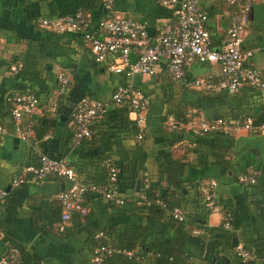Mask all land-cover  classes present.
Here are the masks:
<instances>
[{"label": "crops", "instance_id": "1", "mask_svg": "<svg viewBox=\"0 0 264 264\" xmlns=\"http://www.w3.org/2000/svg\"><path fill=\"white\" fill-rule=\"evenodd\" d=\"M87 2L0 0V127L4 129L0 132V190L7 193L0 203V257L9 248H15L20 251L23 264H87L89 242L83 229L89 225L71 222L63 233L58 228L63 210L57 196L66 190L67 182L51 177L11 187L12 181L25 175L27 169L38 166L40 155L53 159L72 156L82 174L85 170L92 178L100 176V166L105 160L126 170L143 160L145 175L140 171L138 174L144 180L146 176L154 180L158 171L157 155L165 150L172 158L186 162L184 175L189 194L184 198V205L191 208L192 195L198 185L204 188L214 182L216 199L235 214L237 228L228 233L231 246L236 248L232 244L234 238L237 246H242V239L246 238L253 247L261 244L254 248H263L264 137L241 131L230 135L229 141L215 138L201 144L188 140L174 144L172 141L176 138H172L173 133L168 130L170 120L176 122V132L185 130L182 122L187 121L185 110L190 107L196 106L194 108L208 117L233 118L237 114H250L248 109H255V114L262 113L260 103L257 99L251 100L243 91L234 99L218 93H197V90L186 88L184 82L169 83L163 62L151 76L130 79L110 73L95 63L89 46L77 34L53 33L40 26L41 19L85 10ZM96 2L91 1L92 6L101 15L103 9L100 2ZM198 2L208 13L211 43L220 48L235 8L222 0ZM114 11L118 16L143 21L153 32L152 37L160 26L175 21L160 0H114ZM94 32L98 33L97 26ZM242 46L245 51L253 52L246 66L264 70V0H254ZM62 70L69 72L70 85L65 96L60 98L58 111L48 114L42 108L58 99L56 76ZM219 75L217 65L194 63L186 69L185 80L208 77L216 80ZM126 84L142 90L150 98L144 123L137 125L141 141L134 134L135 115L120 116L111 100L115 89ZM13 93H30L40 101L35 114L21 117L19 128L27 133L24 140L15 130L10 114L7 99ZM81 97L103 103L107 116L101 123H93L97 137L85 147L74 150L71 145L72 114ZM241 176L253 178L255 183L242 184L238 182ZM95 213L105 214L97 207ZM107 218L112 219V216L105 217V221ZM202 224L204 229L194 228L193 231V237H200L203 242L202 250L191 246L189 251L195 254L189 258L191 264H203L209 241L223 234L219 212H208ZM218 256V261L214 259L212 264H221L227 259L225 254Z\"/></svg>", "mask_w": 264, "mask_h": 264}, {"label": "built area", "instance_id": "2", "mask_svg": "<svg viewBox=\"0 0 264 264\" xmlns=\"http://www.w3.org/2000/svg\"><path fill=\"white\" fill-rule=\"evenodd\" d=\"M97 1L103 9V15L96 24L98 33L89 31L92 26V16L82 11L53 19H41L40 26L53 33L82 34L84 43L93 53L95 63L110 73L123 75L126 78L154 75L157 65L163 62L166 80L174 83L184 82L186 88L208 94L226 92L229 95H235L244 87L264 92V70L246 66L253 52L245 51L242 46L254 0H222L225 4L234 7L235 12L230 17L229 27L218 49L212 47L211 35L207 28L208 15L198 0H160L162 7L172 11L175 21L171 25L160 26L152 38L148 36L145 24L115 14L114 0ZM194 63L217 65L220 70L219 78L214 80L208 77L186 81V69ZM56 83L58 99L42 108L48 114L58 111L60 98L70 85L69 72L60 71L56 76ZM111 100L114 105L127 106L130 113L135 115L138 126L144 123L149 99L140 90L131 84L118 86ZM7 101L10 104V114L15 130L24 140L27 138V133L19 128L21 117L35 114L39 109L40 101L30 93H13ZM106 113V106L100 102L82 99L75 105L72 114L71 145L73 148L92 136L91 126L94 122L103 120ZM187 116L189 121L184 128L195 136L201 137L216 132L230 136L233 133L246 131L264 137V121L254 126L251 117L230 121L217 119L209 122L196 110H189ZM169 127L174 128L173 120H170ZM0 132H4L1 127ZM137 139L140 141L142 135H138ZM105 167L109 176L108 183L87 186L80 183L66 158L53 159L40 155L38 166L27 169L25 175L12 181L11 187L17 188L27 183H37L51 177L65 180L68 186L57 196L63 210L58 223V228L62 231L70 223L73 214L80 216L87 214V209L83 207V198L87 193L101 196L115 206L124 204L126 196L120 195L116 186L118 169L111 162H107ZM238 182L254 184L255 179L241 176ZM145 183H147L146 180ZM215 187V183L210 182L201 189L205 208L210 214L219 212L222 220H225L223 227L228 229L231 216L218 207L214 193ZM6 196L7 193L0 190V203ZM143 203L148 204L146 199L141 197L139 205ZM173 218L178 221L185 220L179 209L173 211ZM235 253L243 262L255 260L253 255L241 245L235 248ZM112 255H123L129 259L135 257L139 260L135 251L102 246L94 250L91 263L100 264L103 258ZM260 261L264 262V256ZM0 264H23L19 250L9 248L0 257Z\"/></svg>", "mask_w": 264, "mask_h": 264}, {"label": "trees", "instance_id": "3", "mask_svg": "<svg viewBox=\"0 0 264 264\" xmlns=\"http://www.w3.org/2000/svg\"><path fill=\"white\" fill-rule=\"evenodd\" d=\"M91 1L96 2V0H88L85 10L83 9L81 11L91 14L92 26L89 31L94 32V27L103 15V10L100 15L98 10L94 8V5L92 6ZM168 13L171 14L172 11ZM137 22L145 24L143 21L138 20ZM77 36L83 39L82 34H77ZM212 47L215 49L218 48L214 45H212ZM140 91L145 97L150 99L149 95L145 94L142 90ZM242 91L248 96H251V100L257 99L258 103H260L262 113L255 114V109H248L250 114H237L233 118H225L208 117L197 108H194L196 106L190 107L189 110L200 112L209 122L217 119L230 121L244 117H251L253 125L258 126L264 121V92L257 91L251 87H244L238 94ZM218 94L234 99L238 96V94L229 95L226 92H219ZM83 98L84 97L79 98L76 103ZM150 103L149 100V107ZM116 106L118 108L116 111L120 116L122 114L128 115L130 113L127 106ZM189 110H185L186 116ZM106 116L107 113L103 120H100L98 123L104 121ZM188 121L189 118H187V121H183V126L187 125ZM175 123L174 128L169 127L168 129L169 132L173 133L171 137L176 138L175 141H172L174 144L183 140L201 144L215 138H221L227 141L231 138L229 135L220 132L206 134L201 137L195 136L185 128L184 131L180 130L176 132L177 125ZM133 124L136 128L134 134L137 136L141 131L136 122H133ZM91 130L93 131L92 136L84 139L74 150H79L80 148L85 147L87 142L97 137V128L95 127V124L91 126ZM252 134L257 135L255 133ZM139 150H141V148H139ZM71 157L72 156H67L68 165L77 174L82 184L92 186L105 185L108 183L109 176L105 167L107 160L103 161L100 166V176L92 178L85 170L82 174L80 167L75 164ZM138 163L139 164L136 167H130L127 170L118 166L120 168L119 170L117 165H114L111 162V164L118 169L116 186L119 194L126 196L122 206H115L113 203L104 200L101 196L87 193L83 198V207L87 209V214L84 216L78 214L72 215L70 223L77 222L80 225L81 223L89 225V227H84L83 229L89 242L87 264H92L91 259L94 250L102 246H110L124 251H135L136 257H138L139 260H136L135 257L129 259L123 255H112L103 258V261L100 264H191L189 258L195 254L190 253L189 249L191 246L199 249L203 246L200 237H193L194 228L204 229L202 223L207 220L208 217V211L205 208V202L201 192V185L196 187L195 192L192 195L193 205L191 208H188L184 205L185 203H183L184 198L189 194V184L185 180L184 175L185 167L187 165L183 159L172 158L167 150L159 153L156 160V166L158 169L157 178L152 180L146 176L147 179L145 180L147 183H145V180L138 174L140 171L141 175H145L146 168L144 161L139 160ZM137 183L140 184L138 190H136ZM141 197H144L148 204L143 203L139 205V203H141ZM159 203H162L163 205H160ZM216 203L222 211L230 214L231 220H229L228 229L223 227L225 220H222L220 230H222L223 234H217L213 241H209L210 244L208 247L206 246L203 264H212L214 259L218 261L219 254H225V257L227 258L226 261H221V264H262L260 259L264 256V247L256 249L249 240H246V238L242 239V247L249 251L255 260L243 262L241 258L237 256L235 248H233L229 242L228 234L229 232L235 231L237 228L235 214L228 207L221 205L217 199ZM96 207L99 210H103L105 214L97 215L95 213ZM175 209L181 211L185 220L178 221L173 218V211ZM261 211L264 215V208ZM109 216H112V219L107 218V221H105V217ZM65 229L66 227L62 230V233L65 232Z\"/></svg>", "mask_w": 264, "mask_h": 264}, {"label": "water", "instance_id": "4", "mask_svg": "<svg viewBox=\"0 0 264 264\" xmlns=\"http://www.w3.org/2000/svg\"><path fill=\"white\" fill-rule=\"evenodd\" d=\"M146 31H147L148 36L151 38L153 32L150 29H147ZM59 118H61V115H59ZM138 188H139V183H137V185H136V190H138ZM232 244L234 247L235 246L237 247V240L235 238L232 240ZM257 246L261 247V244L258 243V245L257 244L254 245V247H257Z\"/></svg>", "mask_w": 264, "mask_h": 264}]
</instances>
